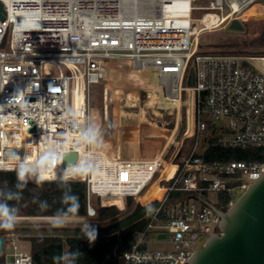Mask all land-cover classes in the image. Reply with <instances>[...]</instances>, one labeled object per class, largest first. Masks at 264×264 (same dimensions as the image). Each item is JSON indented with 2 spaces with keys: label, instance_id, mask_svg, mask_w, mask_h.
<instances>
[{
  "label": "built area",
  "instance_id": "2783aa9c",
  "mask_svg": "<svg viewBox=\"0 0 264 264\" xmlns=\"http://www.w3.org/2000/svg\"><path fill=\"white\" fill-rule=\"evenodd\" d=\"M1 1L6 18L0 19V170L30 171L36 182L83 183L87 217L97 214L93 196L132 195L145 208L157 204L146 227L136 232L137 241L115 264H189L202 239L221 234L214 207H232L236 192L264 173V161L203 156L200 144L209 123L215 142L224 147L264 148V71L247 57L197 54L192 12L205 7L221 18V26L258 0H211L202 7L194 5L196 0ZM120 60L138 71L154 70L179 118L183 107L187 115V92H194V133L186 149L187 126L163 159L108 157L95 164V151L84 138L91 129V88L102 81L109 62ZM191 68L193 86L185 85ZM69 153L77 154L72 164L65 163ZM41 173L63 177L45 181ZM141 175H147L141 188L129 191ZM154 183L162 195L144 202ZM156 228L168 231L172 249L145 248ZM7 241L11 253L5 261L11 256V264H33L30 251L16 240L6 238L4 251Z\"/></svg>",
  "mask_w": 264,
  "mask_h": 264
},
{
  "label": "rangeland",
  "instance_id": "374dc122",
  "mask_svg": "<svg viewBox=\"0 0 264 264\" xmlns=\"http://www.w3.org/2000/svg\"><path fill=\"white\" fill-rule=\"evenodd\" d=\"M210 1L196 0L194 5L198 7L207 6ZM206 12L209 13L204 16ZM227 12L228 8L225 7L224 14ZM254 13L264 14V0L251 3L244 13L237 15V19L244 25V29L234 30L229 27L230 23L219 26L221 18L216 13L206 10L205 7L193 10L192 16L198 24L194 32L197 33L199 40L197 54H236L253 60L257 67L264 71V56H261L264 55V45L262 44L264 18L256 19L249 15ZM214 23H217L215 27H219L203 32L199 30V27L204 25L213 27ZM48 70L56 72L57 69L49 65ZM185 85H188L187 81ZM90 108L91 129L95 128L97 133L96 140L91 143V148H95L94 160L98 159L101 163L108 157L113 159H143V157H149L153 154V156H159L163 159L171 142L174 139L179 141L182 138L179 134L183 126V110L185 109L186 112V107H183L180 118L177 117L176 109L171 101L163 97L156 72L152 69L138 71L128 60L108 63L102 81L91 88ZM185 125L187 126V115ZM190 143L191 141H185L183 148L186 149ZM175 147L173 144L171 151ZM168 152L166 157L172 154L170 151ZM17 178L29 184L36 182L34 174L30 171L17 174ZM139 180L137 181L141 183L146 179L140 176ZM150 189L152 191L155 189L153 196L158 197L160 191H158L157 184L154 183ZM150 189L148 190L149 193L152 192ZM241 195L242 193L236 192V201ZM144 196L143 201H145ZM208 196L215 198L211 194ZM93 198L96 204L114 203L122 209L126 206V199L121 196L102 198L93 196ZM28 202L29 196L25 210H17L16 212L15 225L28 223L41 227L57 226L61 228L59 230H64L62 228L67 227L73 228L71 230H97L94 227L110 226L118 220L96 221L86 215H78L73 212L27 214ZM42 204L43 206H54L55 202ZM42 204L37 205L42 206ZM21 234L27 235L24 232H10L7 233L6 238L16 240L24 251L29 252L30 243L22 240ZM148 240L145 248L172 249L170 234L166 229L151 230ZM206 240L207 238L202 239L198 248H202ZM10 253L11 248L7 241L5 242V251L0 252V256L5 257V254L9 255ZM11 261L12 257L6 256L5 264H11Z\"/></svg>",
  "mask_w": 264,
  "mask_h": 264
},
{
  "label": "trees",
  "instance_id": "16d2710c",
  "mask_svg": "<svg viewBox=\"0 0 264 264\" xmlns=\"http://www.w3.org/2000/svg\"><path fill=\"white\" fill-rule=\"evenodd\" d=\"M256 19L264 18V14H249ZM248 16V15H247ZM262 44L264 45V31ZM236 55V54H234ZM264 56V55H261ZM183 126L179 136H183L186 130L185 117L183 110ZM216 133L214 124L209 123L205 137L202 139L200 147L203 150V156L208 160L226 159V160H246V161H264V148H227L216 143ZM185 141L192 139L186 138ZM95 164H101L98 159ZM173 167H170L165 176H170ZM63 177L62 175H57ZM138 181H140L138 179ZM131 185L129 189H139L141 183ZM130 190V191H131ZM162 190V189H161ZM29 194V195H28ZM28 202L27 214H59L73 212L78 215H85V185L81 182H35L29 184L17 178V173L11 170H0V202H5L18 211H24ZM156 196L150 197V199ZM126 206L122 209L114 203L106 205L96 204L97 214L91 217L96 221H115L110 226L94 227V229H109L116 226L129 217L139 213L145 207L139 203L136 197L129 195L124 197ZM149 199V200H150ZM55 202L54 206H43L42 203ZM227 199H222L220 205L226 204ZM42 204V206L37 204ZM149 220V217L133 223L124 228L121 232L110 236H35L20 235L22 240L30 243V253L33 264H115L116 259L123 252L131 249L137 241L136 232L142 231ZM57 226H39L28 223L13 225L11 228L0 227V236L6 240L7 233H21L25 231L40 230H59ZM71 230L73 228H62ZM79 229V228H76ZM0 264H5V258L0 256Z\"/></svg>",
  "mask_w": 264,
  "mask_h": 264
},
{
  "label": "water",
  "instance_id": "95a60500",
  "mask_svg": "<svg viewBox=\"0 0 264 264\" xmlns=\"http://www.w3.org/2000/svg\"><path fill=\"white\" fill-rule=\"evenodd\" d=\"M6 18V11L0 0V19ZM229 27L234 30H243L244 25L239 19L230 22ZM195 81L194 69L188 74V85L193 86ZM193 103L195 109L194 92ZM189 94L187 92V130L189 127ZM194 133V132H193ZM77 154L66 155V164L76 161ZM79 174L77 178L79 179ZM158 205L153 204L139 213L129 217L114 227L97 230H44L25 231L27 235L35 236H110L121 232L124 228L146 217ZM220 214L218 225L220 233H213L205 245L194 252L189 264H264V173L255 178V181L245 189L235 204L225 210L214 207ZM3 236H0V252L4 250Z\"/></svg>",
  "mask_w": 264,
  "mask_h": 264
},
{
  "label": "bare ground",
  "instance_id": "6f19581e",
  "mask_svg": "<svg viewBox=\"0 0 264 264\" xmlns=\"http://www.w3.org/2000/svg\"><path fill=\"white\" fill-rule=\"evenodd\" d=\"M208 27H210L211 28V26H208ZM197 38H198V36H197ZM190 91V94H189V127H188V131H187V134L188 135H193V132H194V124H195V118H194V103H193V95H192V92H191V90H189ZM177 112V117H179V115H178V111H176ZM93 149H95V148H93ZM93 155V154H92ZM94 158V157H93ZM117 160H123V159H121V158H116ZM170 169V168H169ZM168 169V170H169ZM167 174V172L165 173V175ZM41 178L43 179V180H45V181H58V180H61L62 178L61 177H58L57 175H54V174H47V173H41ZM142 176V178L144 177V179H147V175H141ZM139 179V178H138ZM137 179V180H138ZM136 180V181H137ZM134 182L132 185H134V184H136L137 182ZM145 181H143L142 183H141V185H140V187H139V189L141 188V186L143 185V183H144ZM157 184V183H156ZM131 187V186H130ZM129 187V188H130ZM128 188V190L130 191L131 189H129ZM157 188H158V191H160V194L158 195V197H160L161 195H162V193H163V190H161L159 187H158V184H157ZM139 189H136V190H131V192H133V193H135V192H137ZM155 189H153V191H154ZM150 191H152L151 189H150ZM153 191L152 192H148L147 194H145V201L144 202H146V201H148L149 199H150V197H152L153 195H154V193H153ZM153 193V194H152Z\"/></svg>",
  "mask_w": 264,
  "mask_h": 264
},
{
  "label": "clouds",
  "instance_id": "9594fccd",
  "mask_svg": "<svg viewBox=\"0 0 264 264\" xmlns=\"http://www.w3.org/2000/svg\"><path fill=\"white\" fill-rule=\"evenodd\" d=\"M95 128L89 129L87 135L84 137L87 142L93 143L96 140ZM21 174H23L21 172ZM17 210L14 207L9 206L5 202H0V227L11 228L17 220Z\"/></svg>",
  "mask_w": 264,
  "mask_h": 264
},
{
  "label": "crops",
  "instance_id": "0c3cea01",
  "mask_svg": "<svg viewBox=\"0 0 264 264\" xmlns=\"http://www.w3.org/2000/svg\"><path fill=\"white\" fill-rule=\"evenodd\" d=\"M153 155H154V154H153ZM153 155H152V156H149V157H143V158H152V157H154Z\"/></svg>",
  "mask_w": 264,
  "mask_h": 264
}]
</instances>
